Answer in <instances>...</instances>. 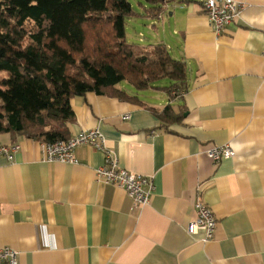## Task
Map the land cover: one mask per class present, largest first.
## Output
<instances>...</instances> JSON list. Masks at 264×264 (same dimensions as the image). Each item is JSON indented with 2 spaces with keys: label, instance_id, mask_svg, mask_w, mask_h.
I'll return each mask as SVG.
<instances>
[{
  "label": "crops",
  "instance_id": "1",
  "mask_svg": "<svg viewBox=\"0 0 264 264\" xmlns=\"http://www.w3.org/2000/svg\"><path fill=\"white\" fill-rule=\"evenodd\" d=\"M205 1L169 0L176 44L165 45L187 68L169 102L71 100L70 138L96 129L121 166L153 177L146 207L97 178L104 152L81 146L76 164L50 163L43 140L0 134V147L19 146L0 155V247L19 264H264V0H234L241 19L221 36ZM167 106L179 119L164 125ZM224 145L235 156L214 166L206 151ZM200 195L217 220L210 242L187 232Z\"/></svg>",
  "mask_w": 264,
  "mask_h": 264
},
{
  "label": "trees",
  "instance_id": "2",
  "mask_svg": "<svg viewBox=\"0 0 264 264\" xmlns=\"http://www.w3.org/2000/svg\"><path fill=\"white\" fill-rule=\"evenodd\" d=\"M138 4L147 18L166 11L162 0ZM134 15L128 0H0V134L66 140L75 97L139 102L137 94L151 88L170 96L185 90L186 65L164 43L149 49L127 41ZM163 80L170 86H154ZM157 115L164 125L179 119L171 106Z\"/></svg>",
  "mask_w": 264,
  "mask_h": 264
},
{
  "label": "built area",
  "instance_id": "3",
  "mask_svg": "<svg viewBox=\"0 0 264 264\" xmlns=\"http://www.w3.org/2000/svg\"><path fill=\"white\" fill-rule=\"evenodd\" d=\"M165 2L167 11L168 0ZM203 11L214 33L221 36L226 32L228 26L238 23L241 19L243 5L234 0H206ZM163 15L164 13L159 16V19ZM81 146H90L104 152L105 163L96 170V176L99 180L125 190L135 209H142L149 205L155 190L153 177L137 174L121 166L115 154L106 146L103 135L96 129L82 131L66 140L44 142L43 159L50 163L59 162L74 165L77 163L76 150ZM18 149L19 146H1L0 155L12 160L13 154ZM206 154L214 166H218L223 160L232 159L235 156L230 145L213 146L206 151ZM194 210L196 218L187 226V232L192 236L200 235L203 242L212 241L216 233L217 220L212 209L205 204L201 195L194 203ZM18 256L19 253L16 250L0 247V264H19Z\"/></svg>",
  "mask_w": 264,
  "mask_h": 264
},
{
  "label": "rangeland",
  "instance_id": "4",
  "mask_svg": "<svg viewBox=\"0 0 264 264\" xmlns=\"http://www.w3.org/2000/svg\"><path fill=\"white\" fill-rule=\"evenodd\" d=\"M135 12V15L129 19L127 22L126 32H127V41L135 45L137 47H146L152 48L158 43H164L168 47H172L176 44V36L173 35V25H172V17L169 15L170 12H173V4H169L170 8L166 11V15L164 19L160 20L156 25L153 27L152 22L143 16V8L139 6L138 0H128ZM173 53V50H170ZM174 54V53H173ZM2 76L5 74H1ZM154 86L163 87V86H170L169 80H163L157 82ZM121 88L127 89L130 93H137L136 90L130 86L128 83L123 82L120 84ZM174 94L180 93L175 89L173 91ZM182 92V91H181ZM170 95L168 93H164L162 91H157L155 89H151L141 93V99L145 100L148 103H155L158 104L160 101H167L169 102Z\"/></svg>",
  "mask_w": 264,
  "mask_h": 264
},
{
  "label": "water",
  "instance_id": "5",
  "mask_svg": "<svg viewBox=\"0 0 264 264\" xmlns=\"http://www.w3.org/2000/svg\"><path fill=\"white\" fill-rule=\"evenodd\" d=\"M162 1H165V0H162Z\"/></svg>",
  "mask_w": 264,
  "mask_h": 264
}]
</instances>
